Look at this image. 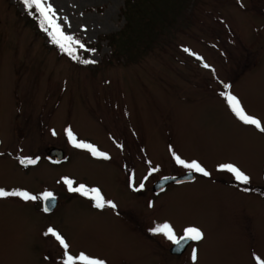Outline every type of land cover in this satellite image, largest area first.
Here are the masks:
<instances>
[{
    "label": "rangeland",
    "instance_id": "374dc122",
    "mask_svg": "<svg viewBox=\"0 0 264 264\" xmlns=\"http://www.w3.org/2000/svg\"><path fill=\"white\" fill-rule=\"evenodd\" d=\"M125 1L49 0L65 34L85 45H72L73 59L28 21L20 0H0V151L12 154L0 158V189L52 192L61 201L49 213L38 199L0 201V264L62 263L55 239L44 234L51 226L73 257L136 264L157 247L148 245L155 240L142 229L146 218L178 236L184 227L202 231L187 264H239L244 247L264 261V203L254 193L264 189V133L242 123L219 92L264 124V0H134L129 8ZM66 129L109 158L74 147ZM50 146L64 149L63 162L43 159ZM173 153L209 175L190 171L194 181L152 196L150 217V182L188 171ZM15 155L41 160L26 168ZM223 164L242 170L253 193L229 186L234 177ZM131 174L144 183L135 197ZM71 177L99 185L115 207L98 212L69 200L63 178ZM132 210L138 221L129 228L118 219Z\"/></svg>",
    "mask_w": 264,
    "mask_h": 264
},
{
    "label": "snow or ice",
    "instance_id": "6c2138e0",
    "mask_svg": "<svg viewBox=\"0 0 264 264\" xmlns=\"http://www.w3.org/2000/svg\"><path fill=\"white\" fill-rule=\"evenodd\" d=\"M21 2L25 5L26 10H28V14L30 16H34L37 21L38 25L42 31L46 32L49 40L52 44L56 45L62 52L68 54L73 59H78L75 55L74 48L72 45H78L79 48L84 49L85 45L81 43L78 39H75L72 35H67L62 30L61 24L56 22L57 12L53 5L49 3V0H21ZM34 9V10H33ZM94 51V50H93ZM185 52H189V54L195 55L191 53L189 49L185 48ZM199 59V57H197ZM84 64H93L96 61L90 59H84L80 61ZM204 67L207 68L209 65L204 64ZM228 85L225 84L224 88L227 90ZM222 96L225 97L231 111L234 115L244 124L246 125H253L259 131L264 132V124L257 118L248 115L245 110L241 107V102L231 93L225 91L221 93ZM68 138L70 143L73 144L74 147L77 148H85L87 151L91 153L94 157H99L103 159H108V155L104 152H100L97 148L91 144H85L84 142H78L76 138L73 136L71 130L66 129ZM55 134V133H53ZM173 159L178 165L193 171L199 172L204 176H208L209 173L197 162L191 161L187 162L183 160L180 156L173 153ZM27 162L28 164L36 163L33 159H21L20 163L24 164ZM223 170H227L228 172L232 173L233 177L236 181L242 184H247L249 182V177L238 167L232 164H223L219 166ZM156 171V169H151L149 175L152 172ZM147 179V177H145ZM63 182L68 186V190L70 192H78L81 195L89 196V198L94 201L93 206L98 209H102L104 207H115L112 201L105 200L101 194L100 190L97 188H91L90 190H86V186L83 184H79L76 187H73V181L68 178H63ZM144 187L143 181H141L139 188H136V191H139ZM247 191L248 189H244ZM91 193V195H89ZM6 196H19L24 200H36L42 199L43 201L47 202L46 206L44 207V211H49L52 201L55 199L51 192H45L41 197L33 196L26 191H6L4 189H0V197ZM151 206V205H150ZM154 234H162L167 240H169L173 245L177 246L178 248L183 247L187 241H199L204 238L202 231L196 227H186L183 229V235H177L174 230L172 229L171 225L168 223H163L161 225H157L151 229ZM46 236H52L60 245L63 252V264H74V260H79L82 264H105L104 261L90 258L84 254H80L77 257H73L67 251L68 245L62 235L52 227H49L46 232L44 233ZM191 259L195 262L197 260V249H192ZM257 264H264L259 257H256Z\"/></svg>",
    "mask_w": 264,
    "mask_h": 264
},
{
    "label": "flooded vegetation",
    "instance_id": "af4514ba",
    "mask_svg": "<svg viewBox=\"0 0 264 264\" xmlns=\"http://www.w3.org/2000/svg\"><path fill=\"white\" fill-rule=\"evenodd\" d=\"M219 92L221 94L223 91L221 90ZM261 133H264V132H261ZM56 149H61L63 151V158H62V160H57V156L55 154H51V151H54ZM8 155H10L12 157V154H10V152L8 151V149H5L3 151H0V158H3V157L7 158ZM13 157H14V159H16V161L18 160L17 161V164H19L21 167H26V168L27 167L36 166L40 162L39 160H41V157H37L36 158V157H33L32 155L31 156L23 155V156H20V157L18 155L16 157V155H15ZM65 157H66V152L64 151V149L58 148V147H54V146H50V147H46L45 154H44L43 159L46 160V162H50L51 164H53V163L54 164H57V163L63 162V160L65 159ZM24 158H26V159H28V158L33 159V160L36 161V163H34V164H28V163L21 164L20 163V160L21 159H24ZM122 164H125V163H122ZM187 172H190V170H188V171H181V172H178V173L165 174V175H162V176L158 177L157 179L153 180L152 182H150V184H151L150 185V189H149L150 194H149L148 202H147V205H146L148 207V211L150 213L149 214L150 217H153L154 216L153 214H151V213H154L152 196H159V195H161L170 185H179V184H183V183L192 182V181L195 180L196 176L193 175L192 176L193 178L190 179V180H188V179L187 180H174V181L173 180H170L168 183H166L161 188H157V185H155L156 182H158L161 178H164V177H169V176L170 177H172V176H182V175L186 174ZM131 175L132 176H130V181L128 180V183H127V188L129 189V191L132 192L133 197H135V195H139L140 194V190L141 189L139 191H136L135 189L136 188H139V185H140L141 182H139V181L136 180V177L134 176V174H131ZM71 180H72V177H71ZM214 181H215V179H214ZM259 181H262L263 182L264 181V177H262ZM232 182H234V185H233ZM235 182H238V181H236L235 178H233V179L231 178L229 180L228 184L231 187L232 186H236V187L237 186H240L242 188V189H240L241 191H243L244 189H247L248 188L247 191L248 192H252V190H250L251 187H247V186H252L251 185V182H250V184H242V183H239V182H238V184H236ZM79 184H83V183H81V182L75 183L73 181V187H76ZM84 185L86 186V190H90L91 188H97L99 190L101 189V187L99 185H97V184H84ZM148 186H149V184H148ZM257 186L258 187L255 189L256 192H254V193L255 194H258V196L262 199V201L264 203V189L262 188L261 185H257ZM143 189H144V187L142 188V190ZM68 192L69 193L66 194V195L70 198L69 200H71V198H73V200H76V201H80V200L81 201H85V202H87L89 204V206L92 209H94V210H96L98 212L99 211H103L104 208L98 209V208H95L93 206L94 201H92L89 198V196L81 195L78 192H70V191H68ZM101 193H102V190H100V194ZM42 195H43V193L41 195H40V193H37L36 194L37 197H41ZM89 195H91V193H89ZM53 196L55 198L54 207L51 210L47 211V212L44 211V207L46 206L45 201H43L42 199H39L38 198V201H39V204H38L39 206L38 207L42 208L41 209L42 212H45V213L52 212L57 207V205L61 203V201L59 200V194L56 193V195L53 194ZM7 199H8V196H6V197H0V201H3V202L5 200H7ZM136 217L137 216L135 215L134 210H132L130 212V214H126L125 215L124 213H121L118 221H120V223L122 221H124L126 224H128L127 226H129V228H132V224L131 223H133V222L134 223H137V221H138L136 219ZM51 227H55V226H51ZM138 228H139V225H138ZM152 228H153L152 226H149L148 225V220L146 218L145 221L142 222V229H145L146 230V232L148 233V234L147 233L146 234L149 235V236L146 235L148 238H150L152 240H155V242H156V243L155 242H150V243H148V245L151 247V245L155 244V245H157V247H154V248L151 247V248H149L150 251H151V257L148 258L145 261L136 260V262H137L136 264H187V263L184 262L183 257L185 256V253L188 251L189 246L192 243H194L195 241H187L184 244L183 247L178 248L177 246L173 245L169 240H166L165 239V241L162 242L161 241V236L159 234H154L151 231ZM184 228H186V227H184ZM135 229H134V231H135ZM135 232H136V234L141 235L139 232L138 233H137V231H135ZM180 235H183V233L180 234ZM141 236L144 238L143 235H141ZM53 242L55 243V245L57 247L56 249L60 251V254L62 256L63 255V252H64V249H62L60 247V245L58 244L57 241L53 240ZM122 262L124 263V262H126V260L125 261H122ZM236 262H238L239 264H257L256 257L253 256L252 252L249 249H247V247L239 248L238 249V254H237V257H236ZM76 263L77 262H74V264H76ZM60 264H63V261ZM80 264H82V262H80ZM129 264H131V263H129Z\"/></svg>",
    "mask_w": 264,
    "mask_h": 264
},
{
    "label": "water",
    "instance_id": "95a60500",
    "mask_svg": "<svg viewBox=\"0 0 264 264\" xmlns=\"http://www.w3.org/2000/svg\"><path fill=\"white\" fill-rule=\"evenodd\" d=\"M54 152V153H53ZM51 154H55L57 156V160H62L63 158V151L61 149H56L54 151H51ZM26 161V159H25ZM27 163V162H25ZM193 173L192 172H187L186 174L182 175V176H172V177H164L161 178L158 182H156L155 185H157V188H161L163 187L166 183H168L170 180H190L193 177ZM47 203V202H45ZM54 203H55V199L52 201L51 207L49 210H51L54 207Z\"/></svg>",
    "mask_w": 264,
    "mask_h": 264
},
{
    "label": "trees",
    "instance_id": "16d2710c",
    "mask_svg": "<svg viewBox=\"0 0 264 264\" xmlns=\"http://www.w3.org/2000/svg\"><path fill=\"white\" fill-rule=\"evenodd\" d=\"M20 2H21V0H20ZM22 3V2H21ZM23 4V3H22ZM134 5V0L133 1H131V0H126L125 1V6H128V8L130 7V6H133ZM23 6L25 7V5L23 4ZM25 10H26V8H25ZM34 10V9H33ZM26 17H27V19H28V21H30V22H32L38 29H41L40 27H39V25H38V21H37V19L34 17V16H30L29 14H28V10H26ZM172 19V18H171ZM149 21L151 20V18H149L148 19ZM173 20V19H172ZM48 37V36H47ZM49 38V37H48ZM88 45V44H87Z\"/></svg>",
    "mask_w": 264,
    "mask_h": 264
}]
</instances>
